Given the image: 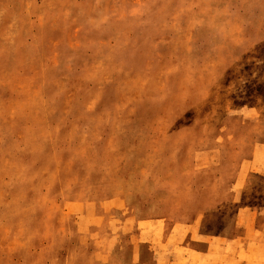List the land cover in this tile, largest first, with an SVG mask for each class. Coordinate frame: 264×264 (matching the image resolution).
I'll return each mask as SVG.
<instances>
[{"label": "rangeland", "instance_id": "obj_1", "mask_svg": "<svg viewBox=\"0 0 264 264\" xmlns=\"http://www.w3.org/2000/svg\"><path fill=\"white\" fill-rule=\"evenodd\" d=\"M263 200L264 0H0V264H216Z\"/></svg>", "mask_w": 264, "mask_h": 264}, {"label": "crops", "instance_id": "obj_2", "mask_svg": "<svg viewBox=\"0 0 264 264\" xmlns=\"http://www.w3.org/2000/svg\"><path fill=\"white\" fill-rule=\"evenodd\" d=\"M252 208L251 213L264 215V200L259 205H245L239 211L247 207ZM254 222V223H253ZM255 220L252 219L247 229L242 232L237 230L236 221H232L230 227L227 223L224 227H218L216 236L202 233L197 227H192V237H199L202 251L200 253L216 257V264H264V224L263 229L253 231ZM201 232V234L199 233ZM243 255L244 259H240Z\"/></svg>", "mask_w": 264, "mask_h": 264}]
</instances>
